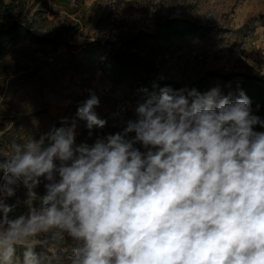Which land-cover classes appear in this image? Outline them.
<instances>
[{
  "label": "clouds",
  "instance_id": "9594fccd",
  "mask_svg": "<svg viewBox=\"0 0 264 264\" xmlns=\"http://www.w3.org/2000/svg\"><path fill=\"white\" fill-rule=\"evenodd\" d=\"M99 104L93 93L76 111L89 137L107 124ZM135 115L92 144L75 122L11 141L0 264H264V121L249 97L165 87ZM20 185L27 213L10 218Z\"/></svg>",
  "mask_w": 264,
  "mask_h": 264
},
{
  "label": "rangeland",
  "instance_id": "374dc122",
  "mask_svg": "<svg viewBox=\"0 0 264 264\" xmlns=\"http://www.w3.org/2000/svg\"><path fill=\"white\" fill-rule=\"evenodd\" d=\"M5 16L29 19L37 36L50 37L63 29L61 39L68 45L98 39L104 51L122 47L137 31L159 29L170 18L185 19L195 26L181 37L138 43L141 59L149 46L160 45L165 50L150 74L161 85L139 94L127 84L112 85L104 79L98 69L100 63L106 64L101 49L79 53L80 49L71 52L60 46L42 58L29 43H18L0 61V75L1 69L7 75L0 76V110L13 111L14 116L11 127L0 137V151L8 153L13 139L21 144L30 138L38 140L56 126L73 122L77 144H92L100 134L122 132L127 121L119 120L115 113L119 101L132 100L136 108L150 97L158 98L162 88L184 89L211 71H246L264 78V0H13ZM165 28H161L163 33ZM34 60L44 62L36 78L14 75L13 65L30 66ZM236 81L209 80L200 93L219 87L222 94H233ZM93 93L100 101L95 111L107 124L93 128L89 137L76 111ZM254 130L263 131L258 124ZM133 136L129 134V138ZM135 146L144 151L141 145ZM65 239L71 243L70 238Z\"/></svg>",
  "mask_w": 264,
  "mask_h": 264
},
{
  "label": "trees",
  "instance_id": "16d2710c",
  "mask_svg": "<svg viewBox=\"0 0 264 264\" xmlns=\"http://www.w3.org/2000/svg\"><path fill=\"white\" fill-rule=\"evenodd\" d=\"M12 1L4 2L0 0V61L20 42H26L32 45L33 52L42 54V58L63 46L66 50L71 52L80 49L79 53L88 52L89 50H102V56L106 60L105 63H100L99 71L102 73L105 80L112 85L127 84L128 88L136 93L147 91H155L160 85L156 82L150 74L156 70L157 59L165 55V50L160 45L149 46L145 51V57L141 59L138 56V43L141 41L148 42L154 40H169L172 37H181L189 34L195 30V26L188 20L180 18H170L165 20L164 25H160L159 29L152 32L137 31L123 41L122 47L110 48L104 51L99 40L86 42L82 45H68L67 41L61 39L64 35L63 29L56 31L52 36H37L34 33L32 22L24 17H6L12 6ZM166 27L163 33L161 28ZM51 51V52H50ZM44 65L41 60H34L31 65L21 66L13 65L14 75L22 79L36 78L40 68ZM6 70L1 69L3 78L7 75ZM220 79L223 81L237 80L236 90L232 94L235 98L240 91H243L251 101V109L255 116L264 121V78L256 73H249L246 71H235L227 73H217L211 71L205 76L199 78L192 85L187 86L188 90L196 89L198 92L206 86L209 80ZM227 95V94H222ZM258 129L264 131V127L258 124ZM40 137V136H39ZM45 181L41 178L36 190L41 192L45 190ZM23 249H17V256H21ZM36 251L39 253L40 248Z\"/></svg>",
  "mask_w": 264,
  "mask_h": 264
},
{
  "label": "crops",
  "instance_id": "0c3cea01",
  "mask_svg": "<svg viewBox=\"0 0 264 264\" xmlns=\"http://www.w3.org/2000/svg\"><path fill=\"white\" fill-rule=\"evenodd\" d=\"M136 119V115H135V108H133L132 110L128 111L126 114H125V120L128 121V120H135ZM126 123V122H125ZM59 127H68V126H63V125H60V126H56V128H59ZM46 134V133H45ZM43 134V135H45ZM42 136V135H41ZM40 136V137H41ZM105 136L104 134H100L99 136L97 137H103ZM39 137V138H40ZM96 137V138H97ZM38 138V140H39ZM95 138V139H96ZM94 139V140H95ZM0 154H3V155H7L8 152L6 151H0ZM3 160H6V157H3V156H0V162H2ZM0 175H2V173H0ZM35 191L37 192L38 195H43L45 190L41 191V192H38L36 189ZM26 198V189L23 187V185H20L19 187H17L16 189V194L15 196L11 197V198H8L5 200V202L7 204H14L16 203L17 201H20V203L18 204V206L15 208L14 212L10 213L9 216L10 218H14L16 216H19L21 214H26L27 213V208L26 206H24L23 204V200ZM36 206L38 207L39 204L38 202H36Z\"/></svg>",
  "mask_w": 264,
  "mask_h": 264
},
{
  "label": "built area",
  "instance_id": "2783aa9c",
  "mask_svg": "<svg viewBox=\"0 0 264 264\" xmlns=\"http://www.w3.org/2000/svg\"><path fill=\"white\" fill-rule=\"evenodd\" d=\"M135 103L132 100H122L115 105V113L119 120L123 121L125 114L132 110ZM13 111L3 112L0 110V137L1 134L7 131L13 123ZM1 139V138H0ZM1 144V143H0Z\"/></svg>",
  "mask_w": 264,
  "mask_h": 264
}]
</instances>
